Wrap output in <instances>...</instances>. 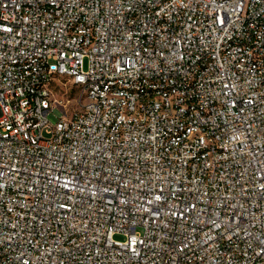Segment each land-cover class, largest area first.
Listing matches in <instances>:
<instances>
[{"label":"built area","instance_id":"obj_1","mask_svg":"<svg viewBox=\"0 0 264 264\" xmlns=\"http://www.w3.org/2000/svg\"><path fill=\"white\" fill-rule=\"evenodd\" d=\"M0 264H264V0H0Z\"/></svg>","mask_w":264,"mask_h":264},{"label":"rangeland","instance_id":"obj_2","mask_svg":"<svg viewBox=\"0 0 264 264\" xmlns=\"http://www.w3.org/2000/svg\"><path fill=\"white\" fill-rule=\"evenodd\" d=\"M85 68L87 69L88 68V62L86 60L85 62ZM65 83H67V88L63 89V88H60V87H57L56 88V91H58V96L59 98H61L64 102H68V105L70 108H72L75 103H76V97L78 95L77 93V89L75 87H72V83L70 81H65ZM66 109V108H65ZM64 113V110L61 106H56L54 107L50 112H49V119L52 123H56L59 118L63 115ZM115 238L117 240H123L124 237L120 234H117L115 236Z\"/></svg>","mask_w":264,"mask_h":264}]
</instances>
